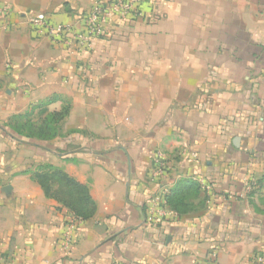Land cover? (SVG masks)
I'll list each match as a JSON object with an SVG mask.
<instances>
[{
	"label": "crops",
	"instance_id": "obj_1",
	"mask_svg": "<svg viewBox=\"0 0 264 264\" xmlns=\"http://www.w3.org/2000/svg\"><path fill=\"white\" fill-rule=\"evenodd\" d=\"M96 1L0 0V264H253L264 257L250 183L264 177V0H145L142 17L82 50L29 23L44 12L81 25ZM65 104L63 136L12 126ZM159 154L170 189L204 179L195 203L210 202L152 226L148 215L165 208L153 202ZM44 163L90 187L94 218L46 196L33 179ZM72 221L67 255L59 242Z\"/></svg>",
	"mask_w": 264,
	"mask_h": 264
},
{
	"label": "trees",
	"instance_id": "obj_2",
	"mask_svg": "<svg viewBox=\"0 0 264 264\" xmlns=\"http://www.w3.org/2000/svg\"><path fill=\"white\" fill-rule=\"evenodd\" d=\"M69 112L70 105L65 104L62 110L54 111L50 116L42 119L40 123L34 124L31 119L33 112L30 111L25 115L13 117L12 121L14 122L12 123L14 124L12 126L20 135L48 140L58 135L59 126ZM22 122H25V124H22ZM25 127L29 129L26 134L22 131V128L26 129ZM33 179L41 185L47 197L57 200L62 207L69 209L79 220L87 221L96 215L98 206L90 192V187L78 181L63 168L50 163L40 164L33 171ZM259 182L262 184L264 177L259 179ZM250 183L252 188L257 184L253 180H250ZM202 191L199 181L193 179L186 180L179 186L171 189L166 197L167 206L178 216L205 208L208 203L206 195L198 203H195L202 194ZM253 194L255 195L256 191H253ZM257 211L260 213L264 212L261 208H258Z\"/></svg>",
	"mask_w": 264,
	"mask_h": 264
},
{
	"label": "built area",
	"instance_id": "obj_3",
	"mask_svg": "<svg viewBox=\"0 0 264 264\" xmlns=\"http://www.w3.org/2000/svg\"><path fill=\"white\" fill-rule=\"evenodd\" d=\"M144 2L145 0H97L88 12L80 16L78 21L81 25L51 22L48 15L44 12L32 13L29 16V23L43 37L79 50L88 49L94 45L96 40L109 36V28L117 20L126 21L142 17L144 15V11L142 10ZM6 11L8 12L9 8ZM167 167L163 154H159L158 163L153 172V179L158 184H162H160V192L153 198V202L163 203L165 208L161 210L158 217L152 215L153 213L150 214L147 220L149 224H151V217L158 220L167 215L178 216L169 209L166 203V197L171 191L170 187L164 183V179L168 173ZM199 181L201 185L209 189V184L204 179H199ZM74 218L79 220L76 217ZM75 223V221L68 223V230L59 242L61 250L67 255H70L74 249L75 237L72 229ZM213 255L217 256L216 249L213 251ZM263 261L264 257L262 255H256L252 259L253 264H261ZM113 264L121 263L114 262Z\"/></svg>",
	"mask_w": 264,
	"mask_h": 264
},
{
	"label": "rangeland",
	"instance_id": "obj_4",
	"mask_svg": "<svg viewBox=\"0 0 264 264\" xmlns=\"http://www.w3.org/2000/svg\"><path fill=\"white\" fill-rule=\"evenodd\" d=\"M243 56H244V53H243ZM246 57H247V55H246ZM58 134L63 136V131H59ZM250 150L251 151L255 150L256 153H258V155H261L260 154L261 150H256V149L249 148V147L248 148H244V151H247L246 153H244V155L251 157ZM254 155H257V154H254ZM253 175L255 176L254 183H257L255 185L256 189L253 190V191H256V194H255L254 198L256 199L258 205H264V182L262 184H261V182L258 183L259 178L261 177V174L258 175V174L253 173ZM255 187H253V188H255ZM251 188H252V186H251ZM261 207H262L261 209H263V211H264V206H261ZM258 215H259L258 217H256V216H253V217L254 218L256 217L258 219H264V212L262 213V215H260V214H258ZM147 220H148V218H147ZM150 223H151L152 226H155V225H158L159 221L156 218L151 217Z\"/></svg>",
	"mask_w": 264,
	"mask_h": 264
},
{
	"label": "water",
	"instance_id": "obj_5",
	"mask_svg": "<svg viewBox=\"0 0 264 264\" xmlns=\"http://www.w3.org/2000/svg\"><path fill=\"white\" fill-rule=\"evenodd\" d=\"M240 142H241V138L240 137H235L233 140V143L236 147H240Z\"/></svg>",
	"mask_w": 264,
	"mask_h": 264
}]
</instances>
